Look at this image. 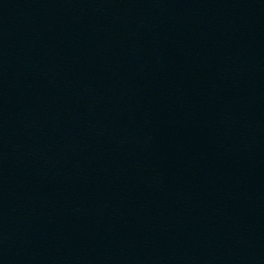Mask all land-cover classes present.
Masks as SVG:
<instances>
[{
	"label": "water",
	"instance_id": "1",
	"mask_svg": "<svg viewBox=\"0 0 264 264\" xmlns=\"http://www.w3.org/2000/svg\"><path fill=\"white\" fill-rule=\"evenodd\" d=\"M0 264H164L102 0H0Z\"/></svg>",
	"mask_w": 264,
	"mask_h": 264
}]
</instances>
